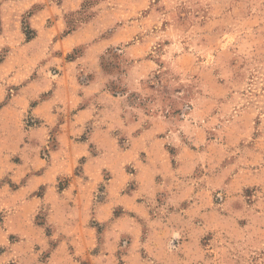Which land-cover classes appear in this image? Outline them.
Masks as SVG:
<instances>
[{"label":"rangeland","instance_id":"374dc122","mask_svg":"<svg viewBox=\"0 0 264 264\" xmlns=\"http://www.w3.org/2000/svg\"><path fill=\"white\" fill-rule=\"evenodd\" d=\"M92 100L169 119L184 201L168 231L140 196L94 218L110 188H138L146 151L88 141L109 112L75 132ZM88 181L91 221L55 236L51 207ZM0 264H264V0H0Z\"/></svg>","mask_w":264,"mask_h":264},{"label":"crops","instance_id":"0c3cea01","mask_svg":"<svg viewBox=\"0 0 264 264\" xmlns=\"http://www.w3.org/2000/svg\"><path fill=\"white\" fill-rule=\"evenodd\" d=\"M74 35L71 37H74ZM97 106L98 104L92 100L86 107L77 110L73 115L72 127L75 128V132L81 133L82 129L90 124L92 119H97V116L101 114L106 115L108 112L115 115L116 117L112 121L106 122V124L101 122L102 120L100 119L97 126L90 130L88 141L99 143L103 141V137H110V134H114L113 131H120L131 136L130 143L133 148L138 145L141 147L140 145L143 143L144 151H146V161L140 165L136 172L138 188H135L129 194H121L116 197H113L114 194L110 188L108 197L100 201L99 205L95 206L93 210L92 190L95 184L88 181L85 189H80V192L76 193L73 191V184L70 183L66 190L72 193V198L69 200L61 199L51 207V220L56 222L53 226L54 235L62 239H64V236L61 233H64V235L72 234L73 237L77 236L75 230L76 224L82 223L86 226L91 221L92 210L94 212V218L102 225L107 221L105 215L109 209L112 210L113 207L121 205L124 209L137 214L144 209L146 201L150 202L152 207L156 206L154 214L157 215V218L152 217L153 220L156 223H161V229L168 231L170 229L168 223H170L171 217L177 214L182 215V213L172 211L171 207L180 205L184 201L182 191L176 187L178 181H175L180 180L178 173L182 170L181 168L171 170V159L168 158L167 152L163 147V143L169 138L167 135L169 131L168 127H170L169 119L165 121L152 120L142 125L141 120H125L123 115L124 110L122 108L114 106V108L110 107L108 109V105L99 108ZM96 110L100 112V115H97ZM164 132L165 135L163 134ZM161 145L162 149H160ZM99 159L100 157L94 158L91 160V164L95 162L99 163ZM88 164L90 165V161ZM148 176L150 181L145 182L144 180ZM45 177H47L46 173ZM96 177L101 179L100 175ZM139 196L144 197L145 202L139 200ZM159 198L163 200H159ZM62 212H65V214ZM119 220L121 219H114L111 221V224H117ZM64 222L66 225L62 224ZM61 245L62 243L57 248H60ZM57 248L55 249L56 251Z\"/></svg>","mask_w":264,"mask_h":264}]
</instances>
